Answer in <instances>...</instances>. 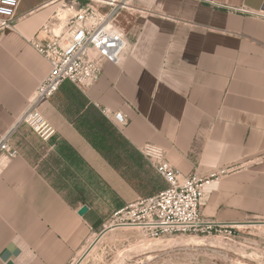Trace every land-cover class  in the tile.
Segmentation results:
<instances>
[{"label": "crops", "instance_id": "crops-1", "mask_svg": "<svg viewBox=\"0 0 264 264\" xmlns=\"http://www.w3.org/2000/svg\"><path fill=\"white\" fill-rule=\"evenodd\" d=\"M62 1L20 0L13 29L0 34V133L49 73L32 42ZM263 6L128 0L118 21L128 37L120 62L104 64L88 90L65 83L42 107L56 130L45 151L22 126L12 140L18 157L0 160V264H70L106 224L92 191L117 212L166 190L142 154L148 145L184 175L216 174L202 201L206 219H264ZM104 110L123 112L128 124Z\"/></svg>", "mask_w": 264, "mask_h": 264}, {"label": "built area", "instance_id": "built-area-1", "mask_svg": "<svg viewBox=\"0 0 264 264\" xmlns=\"http://www.w3.org/2000/svg\"><path fill=\"white\" fill-rule=\"evenodd\" d=\"M105 1L91 0L87 7L78 8L82 2L72 0L69 8L76 10L77 14L68 17L61 33L54 34L48 25L44 27L43 37L41 34L35 37L32 46L49 65V73L39 83L28 108L14 126L0 133V160L11 161L18 157L12 140L22 126L30 128L44 142L55 136V128L41 109L65 83H71L83 91L88 90L100 80L104 64L120 62L128 48V37L119 27L117 16L119 10L126 9L124 6L128 0ZM19 5L20 0H0V34L13 29ZM256 16L264 20V6ZM103 114L113 119L119 127H125L129 122L123 112L104 110ZM142 154L168 188L117 211L115 217H119V221L140 230L150 240L211 235L218 229L230 226L208 220L202 212L205 189L216 174L208 177L197 172L184 175L168 162L162 149L154 146H146Z\"/></svg>", "mask_w": 264, "mask_h": 264}, {"label": "rangeland", "instance_id": "rangeland-1", "mask_svg": "<svg viewBox=\"0 0 264 264\" xmlns=\"http://www.w3.org/2000/svg\"><path fill=\"white\" fill-rule=\"evenodd\" d=\"M71 1L63 0L56 10L71 11ZM80 1L82 5L78 8L91 4V0ZM125 10L118 11L117 21L123 20ZM74 14L72 10L56 23L61 25ZM23 128L32 136L29 140L33 145L45 151L44 142L26 126ZM94 192L90 193V203L106 212V224L100 231L86 236L70 264H264V219L223 227L211 235L150 240L140 230L119 221L116 210L110 209L105 198Z\"/></svg>", "mask_w": 264, "mask_h": 264}, {"label": "bare ground", "instance_id": "bare-ground-1", "mask_svg": "<svg viewBox=\"0 0 264 264\" xmlns=\"http://www.w3.org/2000/svg\"><path fill=\"white\" fill-rule=\"evenodd\" d=\"M100 2H106L105 0H98ZM128 6V3L124 6L125 8ZM74 10V9H72ZM71 10V11H72ZM69 10H65V9H61L59 11L56 12V15L53 17L52 21L50 22L49 26L51 27L52 29V32L54 34H60L61 33V30L65 27L66 25V20L64 21L63 24L59 25V23H56L58 20H62V19H65L67 16H68V13L71 12ZM77 14V11L75 10V14L74 15H71V16H75ZM70 17V16H69ZM194 243H197V241H194Z\"/></svg>", "mask_w": 264, "mask_h": 264}, {"label": "water", "instance_id": "water-1", "mask_svg": "<svg viewBox=\"0 0 264 264\" xmlns=\"http://www.w3.org/2000/svg\"><path fill=\"white\" fill-rule=\"evenodd\" d=\"M87 212H88V207H87V206H83V207L79 210V215H80V216H84ZM9 264H12V263H9Z\"/></svg>", "mask_w": 264, "mask_h": 264}]
</instances>
